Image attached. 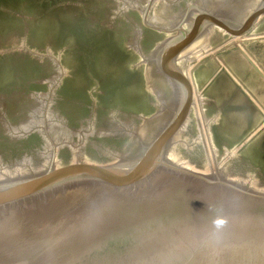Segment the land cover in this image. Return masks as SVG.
Here are the masks:
<instances>
[{"label":"water","instance_id":"obj_1","mask_svg":"<svg viewBox=\"0 0 264 264\" xmlns=\"http://www.w3.org/2000/svg\"><path fill=\"white\" fill-rule=\"evenodd\" d=\"M263 11L0 0V264H264V202L219 190L189 74Z\"/></svg>","mask_w":264,"mask_h":264},{"label":"rangeland","instance_id":"obj_2","mask_svg":"<svg viewBox=\"0 0 264 264\" xmlns=\"http://www.w3.org/2000/svg\"><path fill=\"white\" fill-rule=\"evenodd\" d=\"M189 73L215 172L264 189V11ZM236 184L218 182L221 191L264 202Z\"/></svg>","mask_w":264,"mask_h":264},{"label":"bare ground","instance_id":"obj_3","mask_svg":"<svg viewBox=\"0 0 264 264\" xmlns=\"http://www.w3.org/2000/svg\"><path fill=\"white\" fill-rule=\"evenodd\" d=\"M221 173H223V172H221ZM221 173L220 172H215L216 178H217V182H220V183H223V184L227 185V186L224 185L225 187H228V188L230 187L232 189L239 190L240 187H238L237 184H236V183H238V184H241L243 186H247V188H245L244 190L248 191V193L253 194V195H256L257 197L258 196L264 197V189H258L259 187L258 186H254V185H253V187L252 186L245 185L241 181V180H245L244 178H241V180L235 179L237 175L236 176L235 175H231V173L229 175H223ZM233 181H235L236 183H233Z\"/></svg>","mask_w":264,"mask_h":264},{"label":"clouds","instance_id":"obj_4","mask_svg":"<svg viewBox=\"0 0 264 264\" xmlns=\"http://www.w3.org/2000/svg\"><path fill=\"white\" fill-rule=\"evenodd\" d=\"M223 223H224L223 220H219V221H217V224H218V225L223 224Z\"/></svg>","mask_w":264,"mask_h":264}]
</instances>
